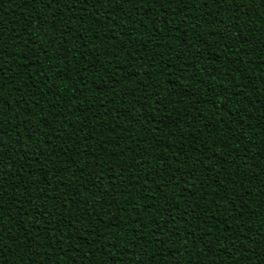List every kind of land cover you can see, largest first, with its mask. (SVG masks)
<instances>
[{
	"label": "trees",
	"instance_id": "1",
	"mask_svg": "<svg viewBox=\"0 0 264 264\" xmlns=\"http://www.w3.org/2000/svg\"><path fill=\"white\" fill-rule=\"evenodd\" d=\"M0 264H264V0H0Z\"/></svg>",
	"mask_w": 264,
	"mask_h": 264
}]
</instances>
